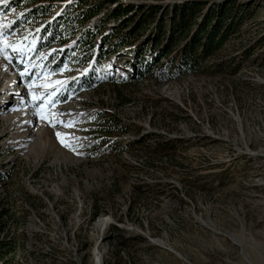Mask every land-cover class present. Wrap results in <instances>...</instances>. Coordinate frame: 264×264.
<instances>
[{"label":"rangeland","instance_id":"374dc122","mask_svg":"<svg viewBox=\"0 0 264 264\" xmlns=\"http://www.w3.org/2000/svg\"><path fill=\"white\" fill-rule=\"evenodd\" d=\"M13 1L0 0V210L25 226L0 220V242L25 240L10 264H264V0H53L43 20ZM191 2L206 4L197 24L230 2L235 33L197 53L195 71L181 69L183 42L131 80V52L148 45L151 62L148 36L161 22L168 35L171 8ZM93 5L97 16L41 35ZM154 5L97 63L102 40L126 39L134 22L121 23Z\"/></svg>","mask_w":264,"mask_h":264},{"label":"trees","instance_id":"16d2710c","mask_svg":"<svg viewBox=\"0 0 264 264\" xmlns=\"http://www.w3.org/2000/svg\"><path fill=\"white\" fill-rule=\"evenodd\" d=\"M53 0H14L12 5L16 8L21 6L23 3H29L30 9L26 10L24 13V17L31 18L33 20L37 19H45L48 16L52 15L53 11ZM109 3H113V1H109ZM114 4V3H113ZM230 4V2H229ZM229 4L226 5H217L214 9L208 8L206 13L201 18L199 24H197V18L201 12V9L206 6V4L200 2H191L183 5H174L171 8L170 13L168 14V35H165L164 28L162 25L163 16L158 17L160 20V24L156 26L153 32L148 36L149 42L151 44L150 53L151 62H147L142 60L143 55L147 52L145 49L148 46L142 48H137L138 50L134 53L131 52V57L133 62L130 64L131 67V80H142L146 76L153 74V71L156 70V62L159 59L166 58L170 51L177 47L179 44L183 43L182 47L177 50L179 60L181 62V69H188L191 71L196 70L195 62L198 60L197 53H200L201 56L206 57L210 54H213L214 51H218L220 47H222L225 43L228 42L229 36L232 33H235L236 30V14L233 11V8H228ZM101 7L99 5H93L85 10H78L77 13L68 15L61 14L52 18L51 21L45 22L40 31L41 35L45 33L52 34V37L56 35L59 24L64 22V20L68 22V25H73L74 22L77 21H85L91 19L99 14L101 11ZM130 9V8H129ZM116 10L114 15L112 16L114 19H118L119 17H126L128 13H133V9L130 10ZM249 9V7L247 8ZM160 8L158 6H147L143 7L140 11L142 14H137L135 11L133 14L137 16L130 15V17L126 18L120 25L118 32L128 29L130 23L134 22V27L130 28L128 33H126V39H119L117 44H111V36L102 40V44H110L112 48L107 51H102V48L96 51V62L100 63L104 59H106L110 54H115L119 49L125 47L128 44L127 35L138 33L142 28H145L147 23H150V19H154L156 14L159 12ZM121 11V12H120ZM248 11V10H246ZM128 12V13H127ZM138 12V13H139ZM234 12V13H233ZM111 17V18H112ZM69 18V19H68ZM195 25V29L190 31L191 27ZM113 38V37H112ZM164 39L165 44L162 46L160 50L159 44ZM204 39V40H203ZM85 44L89 46L92 35H88L85 39ZM49 44V43H48ZM86 47V46H85ZM84 49V48H83ZM82 49V50H83ZM158 50V51H157ZM156 53V56H153ZM160 53V55H159ZM62 59V58H61ZM61 60L56 64V67L60 66ZM85 62V61H84ZM5 219L6 223H9L16 228L22 230L25 226V218H21L16 216L15 214H11L6 209L0 210V220ZM5 224V223H4ZM2 225H0V231H2ZM18 231V230H17ZM25 240V234L21 231L16 236L10 235L5 239H2L0 242V253L5 254L6 258L4 263L10 264V260L14 256L13 249L14 244L18 241Z\"/></svg>","mask_w":264,"mask_h":264},{"label":"snow or ice","instance_id":"6c2138e0","mask_svg":"<svg viewBox=\"0 0 264 264\" xmlns=\"http://www.w3.org/2000/svg\"><path fill=\"white\" fill-rule=\"evenodd\" d=\"M42 118H44V117H42ZM49 123L51 124L52 122L51 121H49ZM54 126V125H53ZM65 126H68V127H70L71 126V122H68V124H66ZM56 136L59 138L60 136H61V134L60 133H56ZM61 143H64V141L63 140H61ZM65 146L67 147L68 145L67 144H65Z\"/></svg>","mask_w":264,"mask_h":264},{"label":"bare ground","instance_id":"6f19581e","mask_svg":"<svg viewBox=\"0 0 264 264\" xmlns=\"http://www.w3.org/2000/svg\"><path fill=\"white\" fill-rule=\"evenodd\" d=\"M100 222L103 223V220L101 219Z\"/></svg>","mask_w":264,"mask_h":264}]
</instances>
